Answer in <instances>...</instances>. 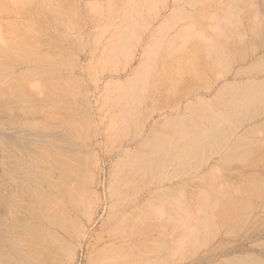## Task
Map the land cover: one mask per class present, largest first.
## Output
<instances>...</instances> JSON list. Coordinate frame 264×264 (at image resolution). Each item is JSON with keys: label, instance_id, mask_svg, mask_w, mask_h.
Segmentation results:
<instances>
[{"label": "rangeland", "instance_id": "374dc122", "mask_svg": "<svg viewBox=\"0 0 264 264\" xmlns=\"http://www.w3.org/2000/svg\"><path fill=\"white\" fill-rule=\"evenodd\" d=\"M0 264H264V0H0Z\"/></svg>", "mask_w": 264, "mask_h": 264}]
</instances>
